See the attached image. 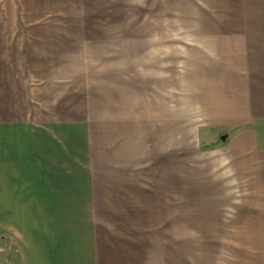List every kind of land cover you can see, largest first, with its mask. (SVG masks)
<instances>
[{
    "label": "crops",
    "instance_id": "1",
    "mask_svg": "<svg viewBox=\"0 0 264 264\" xmlns=\"http://www.w3.org/2000/svg\"><path fill=\"white\" fill-rule=\"evenodd\" d=\"M173 72L198 129L227 131L212 178L243 186L203 225L172 213L187 200L173 122L188 120ZM189 232L247 234L196 236L209 264L234 263L219 249L237 241L241 264H264L250 242L264 234V0H0V236L24 264H203Z\"/></svg>",
    "mask_w": 264,
    "mask_h": 264
},
{
    "label": "rangeland",
    "instance_id": "2",
    "mask_svg": "<svg viewBox=\"0 0 264 264\" xmlns=\"http://www.w3.org/2000/svg\"><path fill=\"white\" fill-rule=\"evenodd\" d=\"M175 52L176 51L173 50V53ZM177 59L178 58L173 55V68L175 67L174 62ZM182 75H184L185 77V74H181L179 72H173L171 75L172 112L173 116H176L177 118H180V112H182L187 115L188 120H175L177 122V126L174 125L175 123L173 122V146L178 145L179 141H187V152L186 154L185 152L182 153L183 160L186 164H182V167H179L178 163H176L177 166L173 167V169L176 168L178 169V171L182 170V172L186 174V176H182V178H184V180L182 179L184 181V184H182V193L187 196V200H184L182 202L172 201V213L174 214L175 212H180L179 210L182 209V214L187 217L188 224L195 226L211 223V221H208L207 219L205 220L203 218V214H205L206 211H211L212 209L218 210L234 208L235 205L241 204L242 202L219 200L218 198L223 195L227 196L226 193H230L231 196L234 197L241 196L243 194V186H227L226 183H223V180H220L222 183H219V178H212L213 170H215L216 168L217 171V169H219V165L221 164L218 163V160L222 162L225 155L221 151L220 153H214L215 157H212V151H215L217 147H220L221 150V147L227 145V131L223 130L220 132L219 137H215L212 135V132L208 128L207 131H205V129H198L197 123H202L203 121H201V117H196V105L193 103L196 99L194 94L190 93L193 88H186V81H183L184 77H182ZM191 75L193 76L195 74H189V77H192ZM188 84L189 83L187 82V85ZM139 105L142 111H147V109L145 108L149 106L148 100L143 98L139 99ZM180 123L182 124V127L180 126ZM186 123L188 133L186 136H184L185 132L183 129L186 128ZM179 128L182 129L180 130ZM174 156L175 155L173 154V159ZM213 180H216L215 184H213ZM178 192L179 190H177V193ZM214 193L215 195H213ZM123 218V222L125 220L124 223H130L133 221V218L131 217L124 216ZM151 219L157 224H163L162 215H157ZM201 235H208L210 237H228L230 238V240H232L231 238H235V240L245 239L246 242L248 241L247 234H197L194 232H189V250L195 252V250H200L204 247L203 264L210 263L211 257L208 256L209 253L207 252L214 250V248L211 243L205 241L203 242V245L194 244L196 236L199 237ZM220 240L224 241V238H220ZM2 242V249L0 251V264H23L21 247L19 246L18 242L14 238H10L8 236L3 239ZM221 242L220 244L223 245L224 242ZM250 242L252 246L253 256H264V234H251ZM230 245L231 243L229 245L226 244L225 248L220 247L219 250L220 256H224V254L226 253L225 250L227 249L229 250L231 255L233 254L235 260L233 263V260L231 258V264H239L243 256H249V250L247 246L240 248L238 241L235 245ZM227 246H230V248H227ZM254 263L255 262L253 261V264Z\"/></svg>",
    "mask_w": 264,
    "mask_h": 264
},
{
    "label": "trees",
    "instance_id": "3",
    "mask_svg": "<svg viewBox=\"0 0 264 264\" xmlns=\"http://www.w3.org/2000/svg\"><path fill=\"white\" fill-rule=\"evenodd\" d=\"M6 237H7L6 235L0 236V238H2V239H5ZM21 256H22V250H21ZM22 260H23V256H22ZM23 264H24V262H23Z\"/></svg>",
    "mask_w": 264,
    "mask_h": 264
}]
</instances>
